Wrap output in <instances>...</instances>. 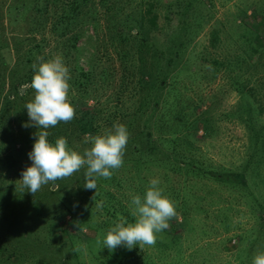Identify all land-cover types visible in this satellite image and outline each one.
<instances>
[{"label":"rangeland","instance_id":"obj_1","mask_svg":"<svg viewBox=\"0 0 264 264\" xmlns=\"http://www.w3.org/2000/svg\"><path fill=\"white\" fill-rule=\"evenodd\" d=\"M64 1L0 0V240H49L50 224L59 226L56 240H103L116 222L107 205L132 211V197H143L153 178L177 212L157 240H264V0H88L81 10L85 23L75 27V54L85 67L99 60L95 72L105 65L109 77L102 82L96 74L81 99L79 89H69L73 106L88 112L83 118L91 131L76 119L59 129L68 134V147L82 153L91 146L87 134L124 124L130 134L125 158L113 178L100 177L96 190L85 189L81 169L33 195L20 179L38 131L23 126L35 93L31 88L20 99L16 87L23 93L29 85L21 75L29 44L41 42L44 53H55L49 47L59 38L62 23L54 24ZM125 13L129 27L141 28L140 37H155L162 60L171 57L169 67H161L164 80L154 76L150 86L134 90L117 85L121 62L105 26H123ZM68 30L60 39L70 40ZM6 94L14 95L16 110L1 115ZM10 149L16 150L11 156ZM30 198L49 212L58 208L59 220L31 219V205H18ZM1 242L9 244L0 243V264H253L264 251V241H156L135 246L132 259V249L109 251L103 241Z\"/></svg>","mask_w":264,"mask_h":264},{"label":"clouds","instance_id":"obj_2","mask_svg":"<svg viewBox=\"0 0 264 264\" xmlns=\"http://www.w3.org/2000/svg\"><path fill=\"white\" fill-rule=\"evenodd\" d=\"M31 67L34 75L30 87L35 95L25 105L29 120L23 126H34L38 131L32 150L28 153L31 165L21 173L22 189L34 195L42 186L50 182L55 184L86 169L83 174L84 187L96 190L97 177L111 178L113 172L110 169H119L123 164L130 135L126 125L117 123L101 134H87L85 143L91 146L82 153L69 148L65 137L57 138L54 144L50 143L47 129L60 122L68 123L75 117V109L68 99L69 69L60 55L39 64L33 63ZM160 183L158 178H153L143 197H132L131 216L134 222H129L123 215L119 216L106 232L104 247L114 251L118 247L131 250L135 246L143 248L145 245H155L156 234L168 229V221L177 215L175 202L165 194ZM103 206L104 201L96 204L97 209ZM253 264H264V251L254 256Z\"/></svg>","mask_w":264,"mask_h":264},{"label":"trees","instance_id":"obj_3","mask_svg":"<svg viewBox=\"0 0 264 264\" xmlns=\"http://www.w3.org/2000/svg\"><path fill=\"white\" fill-rule=\"evenodd\" d=\"M87 1L88 0H65L62 3L63 5L62 13L60 17L58 18V20H56V24H54V26H56L57 22L62 23L60 26H56L57 27L56 30L59 29L57 30L59 31L58 32L59 38L56 39L55 45H53L52 47H49V49L55 51V53L53 54L44 53L41 50V47H42L41 42H32L31 44L27 46L26 52L24 53V58H23V60L25 61L24 63L26 64V67L22 69L21 75L24 79V82H28L29 85L26 88V90H24L23 93H20L19 88L16 87L17 97L22 99L24 98L27 91L31 90L30 84H31L32 77L34 75V70L32 69L31 65L33 63L39 64L42 61H48L54 58L56 55L62 56L65 66L69 69L70 80L68 81V83L70 85V88L73 87V88L79 89L78 96L80 97V99L89 95L90 90H88V85L90 83H93L92 80L95 79L94 76L96 74L98 75L97 78L102 79L101 80L102 82L106 81V79L109 77L108 74L104 73L106 70L105 68H108L105 65L100 66V68L95 72V67L99 63H101L99 62V60L98 61L92 60L94 62L87 61L90 63L88 64L89 65L88 67H85L80 63L79 59H77L78 57L75 54L76 50L78 49V45L76 44V39L79 35V32L75 30L76 29L75 27H80L81 24L85 23L82 20L83 12L81 10L83 6L87 5ZM129 17H130L129 13H125L122 16L121 18L122 22L126 21L123 26H116V27L113 25L105 26V29L107 30V33L110 37V40L108 41L109 45L113 47L112 51L115 53L116 57L121 62V66H120V70H121L120 79L121 80L117 81V85L121 86L122 90L129 89V86H130V89L132 90H134L137 87L138 88L148 87L150 86L149 83H152L151 80L154 78L153 79L154 81L156 77H158L160 80H164V77L161 75V67L163 65L166 67H169L168 65H170L172 61L171 57L166 58L165 61L162 60V54H163L164 49H162L161 47H156L154 43L152 44V40L155 38L154 36L152 39L148 38V36L145 37L144 35L140 37L138 34H140L141 32V28L139 27L136 28L134 26L129 27L127 25L129 21ZM79 21H82V22H79ZM75 24L78 26H75ZM70 26L72 28V30L69 32L70 40H67L68 39L67 37L60 39V35H63L65 32H68L69 31L68 29ZM125 27H129L128 32H125ZM163 42L164 41H162V43ZM57 43L59 45H56ZM163 45L164 44H162L161 46ZM123 46L125 47L123 48ZM179 50H180L179 48H176L174 54H178ZM92 55H94V53H90L87 59L91 60L93 58ZM38 57L40 59H38ZM112 68L114 69L113 66ZM21 80L22 79L20 78V81L16 84V86L21 82ZM149 96L150 95L144 96L143 102L148 101ZM76 101L77 99L74 97L72 98V100L69 99V102L71 104L72 102H76ZM3 103L4 105H3L1 115H8L16 110L15 106L17 105V103L15 101L14 95L12 96V98H10V95L6 94L4 96ZM139 106L141 107V104ZM73 107H76L74 108L75 116H76L74 119L77 120V123L81 126L83 130L91 131L92 129L91 123L90 121H88V117L85 116V119L83 118V115L84 114L87 115L88 112L84 111V114H83L81 113L80 109H77L78 106H73ZM133 114H137V113L133 112L132 115ZM20 116L24 117V112L21 113ZM25 117L28 118V115L26 112H25ZM80 119L84 120V122H80ZM0 121H1V118H0ZM62 123L63 122H60L55 127H50L49 129H47V131H49L50 133L48 137V140L50 143L54 144L56 139L60 137H65L67 139V142L69 141V138L67 137L68 134H63L62 132H60L59 128L62 126ZM88 124L89 126H86ZM29 133L30 132H22L21 134H29ZM11 134L13 133L11 132ZM4 138L7 142L11 141L9 140V134L4 136ZM15 138L22 140L20 137H15ZM173 138L176 139L178 137L174 136ZM132 147H135V146L133 145ZM14 152H16V150L11 151L10 149L7 152L8 153L7 155L11 156ZM124 158L125 157H123V160ZM166 159H169V158H166ZM110 171L112 170L110 169ZM214 171H215L214 169L208 170L210 174L215 176L216 174H214ZM224 174L225 176H229L226 173ZM111 177L113 178V175ZM82 178L84 180V176ZM101 180L102 179L100 177H97L96 184L98 185L99 183L98 181H101ZM18 205L21 210L31 205L30 208L35 211L34 214L31 215L32 216L31 219L37 218V221L41 223L42 225H45L44 222H45L46 217H52V218H56L59 220L57 213H53L58 208H55L49 212L48 205L43 204L45 206L44 207L42 204H38L37 202H35L33 198L26 199L25 202H19ZM106 209L109 213H111V215H114V217L116 218V221L119 216L123 215L128 218L129 222H134V218L131 216V211L129 210V207H127L126 205H122L120 203L117 205L110 204V205H107ZM27 224L29 225L28 220L25 221V226ZM58 227L59 226H57L56 224H50L48 226L49 232H47L48 235L47 234L46 235L49 236V240H51V238L56 240L57 234H55V232ZM0 243L9 244L7 242H1V241ZM61 247H63V245H61ZM61 247H59V249H61ZM134 248L135 247H133L132 250L129 251V253H131L130 256L132 259L135 258ZM57 250L58 248L55 247L53 253H55ZM131 263H133L132 260H131Z\"/></svg>","mask_w":264,"mask_h":264}]
</instances>
